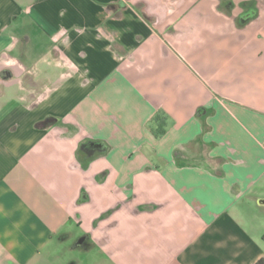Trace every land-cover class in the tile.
Instances as JSON below:
<instances>
[{
    "label": "crops",
    "instance_id": "obj_1",
    "mask_svg": "<svg viewBox=\"0 0 264 264\" xmlns=\"http://www.w3.org/2000/svg\"><path fill=\"white\" fill-rule=\"evenodd\" d=\"M263 235L264 0H0V264H255Z\"/></svg>",
    "mask_w": 264,
    "mask_h": 264
},
{
    "label": "trees",
    "instance_id": "obj_2",
    "mask_svg": "<svg viewBox=\"0 0 264 264\" xmlns=\"http://www.w3.org/2000/svg\"><path fill=\"white\" fill-rule=\"evenodd\" d=\"M166 125L167 124L164 117L156 116L152 120V125L150 126V129L157 138H160L166 134ZM262 239L264 241V235ZM255 264H264V256Z\"/></svg>",
    "mask_w": 264,
    "mask_h": 264
},
{
    "label": "rangeland",
    "instance_id": "obj_3",
    "mask_svg": "<svg viewBox=\"0 0 264 264\" xmlns=\"http://www.w3.org/2000/svg\"><path fill=\"white\" fill-rule=\"evenodd\" d=\"M134 177V176H133ZM132 179V178H131Z\"/></svg>",
    "mask_w": 264,
    "mask_h": 264
}]
</instances>
